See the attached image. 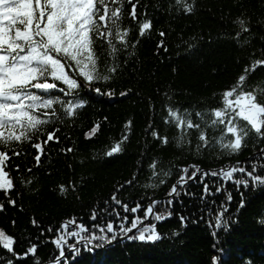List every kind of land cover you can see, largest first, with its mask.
I'll list each match as a JSON object with an SVG mask.
<instances>
[{
  "label": "trees",
  "instance_id": "1",
  "mask_svg": "<svg viewBox=\"0 0 264 264\" xmlns=\"http://www.w3.org/2000/svg\"><path fill=\"white\" fill-rule=\"evenodd\" d=\"M183 3L192 10L186 11ZM183 3L123 0L120 23L130 28L128 47L112 38L120 49L119 68L110 73L112 78L83 87L80 98L86 103L73 117L63 115L57 105L61 119L45 125L32 141L14 142L6 149L9 159L5 170L14 187L7 193L0 190V203L5 204L0 209V229L13 235L14 250L19 255L0 246V264H7V260L13 264H49L58 255L52 242L58 233L50 228L55 230L68 221V230H73L71 221L75 220L88 225L89 232L83 233L88 235L99 231L92 227L94 224H105L108 219L117 228L121 222L130 226L132 217H144V212L125 211L123 204L147 207L152 200L159 203L141 223L155 225L161 234L158 240L139 241L135 239L136 229L130 234L132 240L119 235L110 243L97 239L93 244L99 246L84 250L83 241L68 237L80 249L73 255L65 246L68 264H264V184H252L246 172L237 171L228 179L218 176L229 166L251 171L253 164L260 165L257 174L264 175V138L251 131L238 152H229L215 139L223 126L215 130L206 127L196 115L222 107L223 91L236 83L246 66L251 68L252 61L264 59V0ZM133 5L136 19L130 16ZM237 18L248 30L241 31ZM144 21L151 27L141 35L139 24ZM96 48L104 72L113 57L106 41L98 42ZM97 87L100 93L95 91ZM257 88L264 89V65L246 77L244 90ZM109 90L112 95L106 94ZM53 94L63 95L59 90ZM257 97L264 102V93L257 92ZM168 107L181 113L188 109L200 129L182 130L175 121H166ZM211 118L210 113L205 116V120ZM97 123L96 133L86 136ZM244 124L241 120V126ZM200 130L206 132L209 144L197 150ZM153 131L158 137L166 136L168 143L153 137ZM182 131L185 142L178 145ZM47 132H53L54 138L43 144L37 162L33 145L46 140ZM118 141L121 151L105 155ZM154 159L158 161L157 176L149 167ZM197 169V176L192 177ZM182 175L185 184L170 196ZM244 179L250 181L249 186L235 183ZM61 185L65 192L60 191ZM113 193L121 204L112 201ZM9 199L15 204H8ZM117 212L120 216L115 215ZM221 212L227 223L217 227L216 216ZM157 214L165 218L156 220ZM122 216L128 219L121 221ZM32 243H37V252L24 255Z\"/></svg>",
  "mask_w": 264,
  "mask_h": 264
},
{
  "label": "snow or ice",
  "instance_id": "2",
  "mask_svg": "<svg viewBox=\"0 0 264 264\" xmlns=\"http://www.w3.org/2000/svg\"><path fill=\"white\" fill-rule=\"evenodd\" d=\"M177 3H183V0H177ZM183 7L186 11L192 10L187 3H183ZM122 16L123 0H0V145L4 146V149H0V190L7 193L14 187L12 178L5 170L6 161L9 159V152L6 149L14 142L32 141L35 133L43 131L45 125L53 120L61 119L57 105L63 110V115L73 117L76 110L86 103L80 98L81 89L91 87V84L96 81L111 79L110 73L118 70L117 52L120 49L113 43L112 38L114 37L126 49L128 47L126 37L130 31V28L121 26ZM130 16L136 19V5L132 6ZM237 22L241 25V31L248 30L242 19L237 18ZM150 27L149 21L140 23L139 33L143 35ZM105 41L113 61L107 70L102 72L96 45L98 42L103 44ZM258 65H264V59L252 61L251 68L246 66L245 72L237 78L236 83L223 91L222 107L196 112L206 127L210 126L215 130L223 126L220 136L215 139L222 149L232 153L242 148L251 131L264 138V102L258 101L257 97V92L264 93V89L244 90L248 72L256 69ZM53 90H59L63 95H54ZM95 91L100 93L101 89L97 87ZM106 94L112 95V92L109 90ZM68 96L72 99H67ZM42 111L43 115L40 114ZM209 113L212 118L205 120V116ZM165 120L175 121L177 128L182 130L200 129V125L193 122L188 109L181 113L178 109L168 107V116ZM241 120L246 124L241 126ZM130 123L131 121L128 122ZM98 127L97 123L86 133V136H93ZM152 135L158 137L156 131H153ZM53 138L54 133L47 132L46 140L33 145L37 151V162L40 160L43 144H47ZM158 138L162 143H168L166 136ZM199 141L197 150L209 144L204 130L199 132ZM184 142L182 131L177 144ZM67 150L71 151V149ZM120 151L121 143L118 141L108 149L105 155ZM157 163L158 161L154 159L149 166L153 169V176L158 175L155 170ZM259 167L260 165L253 164L252 170L249 171L229 166L226 170L221 169V174L228 179L232 178L237 171L246 172L252 184H264V175L257 174ZM187 171V168L183 169V172ZM199 171L197 169L193 172L192 177H196ZM163 174L167 176L168 172L163 171ZM185 182V176L182 175L178 183L172 186L169 195L174 196L177 187L184 185ZM126 183L131 184V181ZM235 183H242L247 187L250 181L235 180ZM151 186L155 187V185ZM60 191H66L64 185L60 186ZM231 198L229 195L227 199L231 200ZM111 199L116 204L122 203L116 193L112 194ZM171 202L169 200V203ZM7 203L15 204V200L9 199ZM158 203L159 201L152 200L147 207L137 203L130 208L126 203L123 204L125 211L134 214L141 209L144 212V217L133 216L130 226L121 222L117 228L114 221L108 219L105 224H94L92 227L99 231H91L88 235H83L89 232L88 225L77 223L75 220L71 221L73 230H68V221L55 230L50 228L49 231L58 233L52 239L58 255L50 260L49 264H68L65 259V246L72 250L73 255L79 253L80 249L77 245L70 243L68 237H73L77 241L86 240L84 250H94L99 246L93 244V241L97 239L110 243L119 235L132 240L134 237L128 235L131 229H137L135 239L139 241L158 240L161 234L155 225L141 223L142 219L153 213V208ZM243 203L241 200V205ZM4 207L5 204L0 203V209ZM170 214L167 213V215ZM115 215L120 216V213L117 212ZM92 218L96 219V212L92 213ZM164 218L162 214L155 215L156 220ZM127 219L128 216L121 217V221ZM183 219L184 217H181V220ZM35 223L36 221L33 220V224ZM215 223L217 227L226 225L223 212L216 216ZM0 246L9 253L19 255L14 250L13 235L7 234L3 229H0ZM37 249V243H32L27 247L24 255H34ZM213 260L215 261L216 257H213ZM7 264H13L12 260H7Z\"/></svg>",
  "mask_w": 264,
  "mask_h": 264
},
{
  "label": "bare ground",
  "instance_id": "3",
  "mask_svg": "<svg viewBox=\"0 0 264 264\" xmlns=\"http://www.w3.org/2000/svg\"><path fill=\"white\" fill-rule=\"evenodd\" d=\"M225 170H226V169H225ZM220 172H221V171H220ZM221 175H222V174L220 173L218 176H220V177H221Z\"/></svg>",
  "mask_w": 264,
  "mask_h": 264
}]
</instances>
